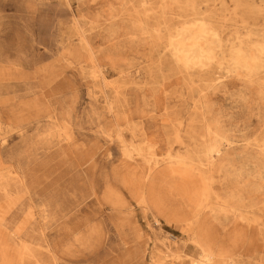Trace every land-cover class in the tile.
Here are the masks:
<instances>
[{"label": "rangeland", "instance_id": "374dc122", "mask_svg": "<svg viewBox=\"0 0 264 264\" xmlns=\"http://www.w3.org/2000/svg\"><path fill=\"white\" fill-rule=\"evenodd\" d=\"M0 264H264V0H0Z\"/></svg>", "mask_w": 264, "mask_h": 264}, {"label": "bare ground", "instance_id": "6f19581e", "mask_svg": "<svg viewBox=\"0 0 264 264\" xmlns=\"http://www.w3.org/2000/svg\"><path fill=\"white\" fill-rule=\"evenodd\" d=\"M239 2V1H238ZM240 4V3H239ZM187 6V5H186ZM251 8V7H250ZM250 8H248V9H250ZM189 10H191L190 8H189ZM251 10V9H250ZM256 10V9H255ZM198 13V12H197ZM195 14V13H194ZM184 16V15H183ZM187 16V15H186ZM190 16V15H189ZM184 18V17H183ZM194 19H196V18H194ZM193 19V20H194ZM199 20H197V22H198ZM205 21V20H204ZM207 21V20H206ZM183 22H185V21H183ZM209 25V24H208ZM219 36V35H218ZM217 39H219V38H217ZM221 41V40H220ZM169 43V42H168ZM230 50V49H229ZM256 50V49H255ZM232 53V52H231ZM219 54H221V53H219ZM230 55V54H229ZM242 57H244V56H242ZM222 61V60H221ZM229 63V62H228ZM257 63H258V61H257ZM229 65V64H228ZM258 65V64H257ZM244 67V66H243ZM244 70V69H243ZM225 143V142H224ZM223 146H225V145H223ZM228 146V145H227ZM227 149H228V147H227ZM205 150V149H204ZM205 152H206V150H205Z\"/></svg>", "mask_w": 264, "mask_h": 264}]
</instances>
